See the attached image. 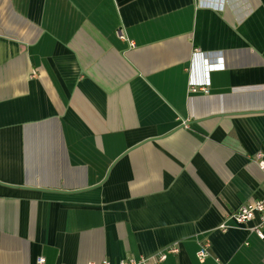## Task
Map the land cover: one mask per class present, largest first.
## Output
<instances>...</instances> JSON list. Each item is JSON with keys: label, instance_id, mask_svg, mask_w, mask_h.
<instances>
[{"label": "crops", "instance_id": "obj_1", "mask_svg": "<svg viewBox=\"0 0 264 264\" xmlns=\"http://www.w3.org/2000/svg\"><path fill=\"white\" fill-rule=\"evenodd\" d=\"M259 152L264 0H0V264H264Z\"/></svg>", "mask_w": 264, "mask_h": 264}, {"label": "built area", "instance_id": "obj_2", "mask_svg": "<svg viewBox=\"0 0 264 264\" xmlns=\"http://www.w3.org/2000/svg\"><path fill=\"white\" fill-rule=\"evenodd\" d=\"M122 32V31H121ZM120 37L129 41L130 45L133 46L135 43L128 39V37L121 33ZM207 85L202 87L205 91H207ZM192 91H197L198 87L192 85ZM254 160L259 164L260 168L264 171V153L259 152L254 156ZM259 217V222L257 225L252 227V230L255 231L260 237L264 238V196L260 199H257L251 203H247L242 205L237 211L228 215L227 220H232L235 222L236 225L241 226L249 221L253 220L255 217ZM226 220V221H227ZM224 221L220 228L222 230L228 229L230 226L228 223ZM211 241L208 238H205L200 241V248L197 252V256L200 262H204L206 258L211 254ZM179 247L177 246H170L165 251H161L160 253L151 255V256H140L139 258L135 257H128L120 259L117 262H112L109 259H103L99 264H160L164 262L168 255L171 253H178ZM46 259L45 257H39L37 260V264H45ZM88 264H98L95 262H90Z\"/></svg>", "mask_w": 264, "mask_h": 264}]
</instances>
